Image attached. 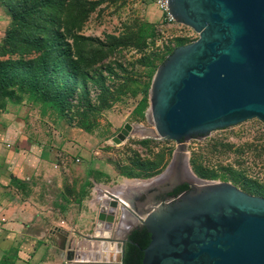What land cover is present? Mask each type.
Returning a JSON list of instances; mask_svg holds the SVG:
<instances>
[{
  "label": "rangeland",
  "instance_id": "374dc122",
  "mask_svg": "<svg viewBox=\"0 0 264 264\" xmlns=\"http://www.w3.org/2000/svg\"><path fill=\"white\" fill-rule=\"evenodd\" d=\"M57 3L62 10L48 9L45 15L55 17L53 23L61 27L65 47L71 45L75 35L90 36L92 46L78 40L74 51L102 49L104 59L96 62L95 70H88L86 77L77 52L71 60L65 55L62 69L52 75L50 86V92L59 94L62 103L56 105L38 98L25 101L28 95L22 100L8 97L0 99V114L11 112L21 120L26 139L47 154L53 168L49 177L62 182L55 193L62 200L55 199L50 205L63 213H56V217L65 219V229L60 232L66 237L63 259L67 263L82 259L96 242L114 241L112 236L104 238L95 232L98 205L91 200L95 184L99 190L100 186L111 188L125 180H149L163 172L171 161L179 143L158 137L148 119L153 120L148 116L151 79L174 47L195 40L198 34L185 24L166 23L154 0ZM0 5L1 39L13 22L8 13L9 2L0 0ZM82 10L87 11L85 15L79 14ZM116 62H121L122 68ZM125 123L150 129L153 134L141 135L133 130L115 143L113 137ZM180 143L190 171L199 179L230 182L249 194L264 197L261 119L248 118ZM81 213L84 221L77 225ZM120 216L119 209L113 227L119 225ZM137 222H128L127 228L134 224L136 227ZM124 242L119 240L120 247ZM120 255L121 252L117 261ZM91 260L88 264L110 262L102 257Z\"/></svg>",
  "mask_w": 264,
  "mask_h": 264
},
{
  "label": "water",
  "instance_id": "95a60500",
  "mask_svg": "<svg viewBox=\"0 0 264 264\" xmlns=\"http://www.w3.org/2000/svg\"><path fill=\"white\" fill-rule=\"evenodd\" d=\"M167 5L174 20L198 36L174 47L151 79L153 120L148 119L158 137L179 144L143 191L147 206L138 211L129 202L149 232L141 264H264V197L230 182L199 179L180 143L248 118L264 121V0H167ZM135 127L125 123L113 141L119 143ZM181 183L189 187L155 198ZM116 199L111 193L102 198L96 228L117 226ZM122 251L118 261L105 264H122Z\"/></svg>",
  "mask_w": 264,
  "mask_h": 264
},
{
  "label": "crops",
  "instance_id": "0c3cea01",
  "mask_svg": "<svg viewBox=\"0 0 264 264\" xmlns=\"http://www.w3.org/2000/svg\"><path fill=\"white\" fill-rule=\"evenodd\" d=\"M52 174L47 154L26 139L21 120L14 113H1L0 264H66V237L60 232L65 219L56 217L63 213L50 205L62 200L55 195L62 182L50 178ZM83 215L77 225L84 221ZM85 254L82 259H90Z\"/></svg>",
  "mask_w": 264,
  "mask_h": 264
},
{
  "label": "trees",
  "instance_id": "16d2710c",
  "mask_svg": "<svg viewBox=\"0 0 264 264\" xmlns=\"http://www.w3.org/2000/svg\"><path fill=\"white\" fill-rule=\"evenodd\" d=\"M7 1L10 4L8 13L13 23H9V29L0 39V99L9 97L22 100L28 95L25 101L38 98L56 105L62 103L59 94L50 92V86L52 75H58L62 69L64 56L67 55L71 60L72 54L77 52L79 64L82 65L81 72L88 77V70H95L96 62L104 59L102 49L74 51L78 40L92 46L93 38L82 34L75 35L71 45L65 47L61 27L53 23L55 17L45 15L48 9L55 8L57 12L62 10L57 0ZM82 12L85 15L87 11L82 10L79 14ZM116 65L122 68L121 62H116ZM98 68L101 69V65ZM188 187L187 183L178 184L171 193L175 195ZM148 241L149 232L145 227L131 229L123 244L122 264H141L142 249Z\"/></svg>",
  "mask_w": 264,
  "mask_h": 264
},
{
  "label": "bare ground",
  "instance_id": "6f19581e",
  "mask_svg": "<svg viewBox=\"0 0 264 264\" xmlns=\"http://www.w3.org/2000/svg\"><path fill=\"white\" fill-rule=\"evenodd\" d=\"M133 130L137 131L141 135L151 134L150 129H147L141 126L137 128L135 127ZM151 179L149 180H139V179L125 180L124 182L117 184L114 187H111V188L107 187V188H104L102 191L98 190L99 194L101 195H103L106 192L115 195V197L117 198L116 200L122 212H121L120 220L118 222L119 225H117L113 231L105 230L104 228H101V227L96 228L95 232L98 233L100 236H103L104 238H107V237L110 238L112 236L114 241L96 242L95 245L93 246V249L91 248L89 250L90 258L96 259V258L102 257V259H106L107 261L117 260V257L120 253L119 240L123 238L124 231L130 230L129 228H127L128 222L139 221L138 217L135 216L133 212L131 211V209L129 208L130 207L129 202H131V198L134 195H137V194L141 195L143 191H145L146 187L150 185V182L152 181Z\"/></svg>",
  "mask_w": 264,
  "mask_h": 264
},
{
  "label": "built area",
  "instance_id": "2783aa9c",
  "mask_svg": "<svg viewBox=\"0 0 264 264\" xmlns=\"http://www.w3.org/2000/svg\"><path fill=\"white\" fill-rule=\"evenodd\" d=\"M157 8L160 10L161 14L163 15V20L166 23H172L175 22L174 18L169 12L167 0H154ZM107 193H104L103 195L99 194L98 186L95 184L92 194V203H95V205H99L103 197H107Z\"/></svg>",
  "mask_w": 264,
  "mask_h": 264
},
{
  "label": "flooded vegetation",
  "instance_id": "af4514ba",
  "mask_svg": "<svg viewBox=\"0 0 264 264\" xmlns=\"http://www.w3.org/2000/svg\"><path fill=\"white\" fill-rule=\"evenodd\" d=\"M177 186V185H176ZM175 186V187H176ZM174 187V188H175ZM173 188V189H174ZM172 189V190H173ZM172 190L168 191V192H163V193H158V194H155V198H164L166 196H170V195H173L171 192ZM147 199H148V196H147V193H142L141 195H134L132 198H131V203H132V206L134 207L135 210H143L146 206H147ZM133 214L136 216V214L134 213V211H132ZM136 227L137 226H140L139 223L137 222L136 223ZM134 227H135V224H134ZM133 227V228H134ZM133 228H130L133 229ZM130 230L127 232V234L130 232ZM126 234V236H127Z\"/></svg>",
  "mask_w": 264,
  "mask_h": 264
}]
</instances>
